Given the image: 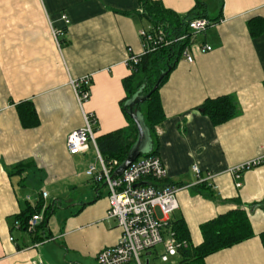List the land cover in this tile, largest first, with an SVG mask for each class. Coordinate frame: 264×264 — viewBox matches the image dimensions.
<instances>
[{
  "label": "crops",
  "instance_id": "1",
  "mask_svg": "<svg viewBox=\"0 0 264 264\" xmlns=\"http://www.w3.org/2000/svg\"><path fill=\"white\" fill-rule=\"evenodd\" d=\"M153 1L180 17L195 4ZM203 2L215 21L189 43L193 63L180 57L158 92L164 119L155 127L156 156L167 177L145 184L180 189L167 221L183 220L192 247L203 241V224L236 209L246 213L252 237L204 264H264V163L238 179L230 172L264 158V34L252 37L247 28L249 20L264 19V0ZM136 12L138 0H0V264H97L98 253L116 245L121 230L106 218L107 189L85 176L99 167L96 150H66L67 136L83 127L69 81L90 77L82 110L95 117L96 137L128 126L121 106L132 74L126 51L141 53L138 33L149 27ZM205 44L212 50L202 53ZM221 96L234 97L238 112L214 126L197 108ZM23 102L32 103L37 126L22 124L16 107ZM37 205L42 217L47 207L50 215L58 210L61 221L39 225L46 239L34 246L11 217ZM156 217L163 219L159 211ZM170 260L179 264L181 257L163 263Z\"/></svg>",
  "mask_w": 264,
  "mask_h": 264
},
{
  "label": "trees",
  "instance_id": "2",
  "mask_svg": "<svg viewBox=\"0 0 264 264\" xmlns=\"http://www.w3.org/2000/svg\"><path fill=\"white\" fill-rule=\"evenodd\" d=\"M138 1L140 4V12H136V15L144 19L149 26H161L165 30L168 38L174 39L180 36H185V38L171 46L159 47L154 52L143 55L134 72L123 82L126 97L122 100L121 106L128 120V126L96 137V145L101 157L105 162L116 161L118 163L117 168L126 161L138 138L137 127L128 116L126 103L135 95L144 97L149 94L159 77L164 75L158 89L149 94L145 101L134 106V109L142 116L143 126L147 130L151 144V149L146 153H141L138 158L157 155L155 127L159 126L164 119V113L158 97L159 89L180 59L184 48L189 45V21L196 18L207 19V8L203 0H194L195 4L193 9L182 17L164 8L157 1ZM247 28L252 37H258L264 34V19L253 18L249 20ZM16 108L24 126H37L38 118L32 103L23 102L18 104ZM197 110L200 114L210 119L214 126L226 123L234 118L238 112L236 101L232 96L206 99ZM154 186L158 187L157 184ZM40 209V205H37L34 209L27 207L26 210L11 217L12 228H15L14 224L18 222V230L25 232L27 221L33 215L39 214ZM50 213L49 207L43 211L42 222L39 224L40 227H43V223L47 222ZM37 229L38 227L32 234H29L32 235L31 241L33 244L41 243L46 239V237L38 234ZM200 230L203 241L199 246L192 247L189 245V232L182 219L168 221L166 223L163 234L168 235L173 233L179 243L186 244L178 249V254L181 257L179 264H204V260L208 256L231 248L252 237V230L248 223L246 213L241 209H236L214 218L203 224ZM261 237L264 238V234ZM148 264L150 263L148 262Z\"/></svg>",
  "mask_w": 264,
  "mask_h": 264
},
{
  "label": "built area",
  "instance_id": "3",
  "mask_svg": "<svg viewBox=\"0 0 264 264\" xmlns=\"http://www.w3.org/2000/svg\"><path fill=\"white\" fill-rule=\"evenodd\" d=\"M61 20L65 24L69 23L66 16H62ZM211 24L205 18H196L189 21L190 42L197 35L203 34ZM52 34L59 45L57 38L59 32L52 29ZM138 35L142 41L141 53L134 54L132 49L128 48L124 62L132 72L140 63L141 57L146 53L154 52L159 47L171 46L185 38V36L174 39L168 38L161 26H149L147 29L140 30ZM211 50V46L207 44L200 47L202 53ZM181 58L187 63H193L189 46L184 48ZM69 85L82 111L83 127L67 136L66 150L69 155L73 156L86 152L89 145H93L97 153L99 167L90 166L85 171V176L94 183H104L108 192L106 218L114 220L121 230L116 245L105 248L98 253L96 257L97 264H143L141 261L142 255L150 252L160 244L163 246L160 259L162 262H166L169 257L178 253L180 247L186 245L179 243L173 233L163 238L168 217L178 209L176 195L180 189L167 184L160 187L145 184V181L162 183L167 177V171L158 156L140 157L131 163L121 175H115L118 163L116 161L105 162L97 149L95 131L97 121L95 117L82 110L83 104L89 99L90 77L70 80ZM263 163L264 158L252 160L232 169L230 172L238 179L241 173L256 168ZM192 171L199 177L200 170L197 166L194 165ZM212 177L211 174H208L207 179ZM237 186L239 187L240 184L238 183ZM42 196L45 198L47 194L43 192ZM156 211H159L163 219L156 217ZM41 222L42 216L40 214L33 215L27 221L26 233L32 234ZM14 226L19 229L18 222H15ZM10 241H13V238H10ZM34 246H37V244H34Z\"/></svg>",
  "mask_w": 264,
  "mask_h": 264
},
{
  "label": "water",
  "instance_id": "4",
  "mask_svg": "<svg viewBox=\"0 0 264 264\" xmlns=\"http://www.w3.org/2000/svg\"><path fill=\"white\" fill-rule=\"evenodd\" d=\"M163 77L164 75L159 77V79L157 80V82L155 83L153 89L151 90L149 94L153 93L155 90L158 89ZM149 94H147L144 97L135 95L130 101H128V103H126L128 116L130 117V119L134 122V124L137 127L138 138H137L135 145L132 147L130 154L128 158L126 159V161L116 169L115 175H121L122 172L126 170L131 165V163H133L139 157L141 153H146L147 151L151 149L150 147L151 144L149 141L147 130L143 126L142 116L139 112H137V110L134 109V106L136 104H139L145 101L146 98L149 96ZM150 254L151 253L148 252L146 255L149 256ZM145 264H148V260L145 261Z\"/></svg>",
  "mask_w": 264,
  "mask_h": 264
},
{
  "label": "rangeland",
  "instance_id": "5",
  "mask_svg": "<svg viewBox=\"0 0 264 264\" xmlns=\"http://www.w3.org/2000/svg\"><path fill=\"white\" fill-rule=\"evenodd\" d=\"M50 199H52V198H50ZM58 213H59L58 210H56L55 214L49 216V219H50L49 226L51 223L52 224H59L60 223L61 220H60ZM150 252H151V255L148 256V258H149L148 260H149L150 264H170L171 260L168 263L161 262V259H160V255L162 254V245L161 244L156 246ZM141 261L143 264H145V261H146L145 254L142 255Z\"/></svg>",
  "mask_w": 264,
  "mask_h": 264
}]
</instances>
